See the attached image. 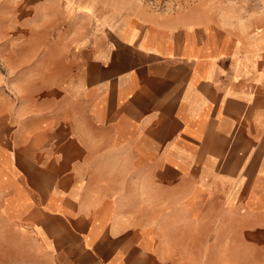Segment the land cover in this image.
I'll list each match as a JSON object with an SVG mask.
<instances>
[{
	"label": "crops",
	"instance_id": "obj_1",
	"mask_svg": "<svg viewBox=\"0 0 264 264\" xmlns=\"http://www.w3.org/2000/svg\"><path fill=\"white\" fill-rule=\"evenodd\" d=\"M261 26L0 0V264H264Z\"/></svg>",
	"mask_w": 264,
	"mask_h": 264
},
{
	"label": "rangeland",
	"instance_id": "obj_2",
	"mask_svg": "<svg viewBox=\"0 0 264 264\" xmlns=\"http://www.w3.org/2000/svg\"><path fill=\"white\" fill-rule=\"evenodd\" d=\"M129 5L142 6L153 12L206 19L213 26L223 25L228 29L262 32L264 10L257 9V0H126Z\"/></svg>",
	"mask_w": 264,
	"mask_h": 264
}]
</instances>
